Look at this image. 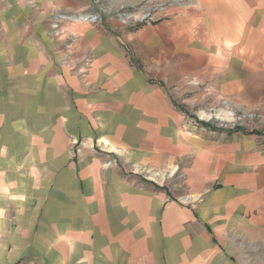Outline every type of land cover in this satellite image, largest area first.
Segmentation results:
<instances>
[{
	"label": "rangeland",
	"instance_id": "374dc122",
	"mask_svg": "<svg viewBox=\"0 0 264 264\" xmlns=\"http://www.w3.org/2000/svg\"><path fill=\"white\" fill-rule=\"evenodd\" d=\"M256 2L56 0L45 10L56 72L69 89L63 106L56 94L57 106L44 120L32 119L37 111L22 116L15 100L0 115V184L7 186L0 264H69L62 248L49 256L43 235L37 234L39 246L36 234L18 235L15 199L27 163L50 164L63 178L77 174L82 184L102 176L109 203L115 179L151 188L152 202L161 205L142 202L151 218L136 219V228L150 226L154 240V229L161 233L145 254L149 264H227L229 258L231 264H264V210L242 226L210 221L219 223L214 238L225 247L219 258L217 241L197 229V203L190 199L193 185L209 172L223 175L231 134L264 133V19L255 24L264 0ZM66 184L54 178L50 188L58 193ZM112 212L110 203L105 214L113 218ZM17 238L23 239L20 250Z\"/></svg>",
	"mask_w": 264,
	"mask_h": 264
},
{
	"label": "crops",
	"instance_id": "0c3cea01",
	"mask_svg": "<svg viewBox=\"0 0 264 264\" xmlns=\"http://www.w3.org/2000/svg\"><path fill=\"white\" fill-rule=\"evenodd\" d=\"M260 3L257 0L256 5ZM56 4V0H0V115H5L4 107L15 100L23 108L22 116L32 117L37 111L32 119L35 122L44 120L50 108L57 106L56 94L61 99L63 92L69 89L68 82L56 72L53 49L56 45L48 35L50 18L45 10L50 11ZM263 14V11L257 13L256 25L264 19ZM241 16L247 18L245 13ZM58 105H65L64 100L61 99ZM65 113L63 118L67 119ZM225 146V158L229 156V161L223 175L219 176L216 170L209 172L207 178L193 185L190 198L197 203V229L203 227L201 231L206 238L217 241L219 258H225V247L221 240L214 238L219 234L214 226L219 223L210 221L225 218L231 220L229 224L233 226H242L256 212L264 210V133L236 132L230 135ZM35 154L29 153L30 158L33 159ZM70 167L76 171V165ZM41 169L46 170L43 176L36 173ZM55 171L47 163H27L22 167V176L18 175V179L22 178V191L15 199L19 205L16 227L19 236L43 235L41 238L48 240L49 256H56L62 248L69 264H110L109 258L111 264H129L128 259H143L138 264H149L150 256L147 259L145 254L153 251V244L160 241L161 233L155 228L157 236L154 240L150 226L145 224L136 228V219L151 218V210L147 212L144 207L142 210V202L156 208L161 205L159 201L152 202L151 188L142 186L137 190L120 178L113 180L111 218L105 214L110 203L105 201L107 195L102 176L82 184L77 174L63 178ZM54 178L67 183L59 187L62 188L58 193H53L50 188ZM139 195L141 202L136 200ZM6 197L7 186L0 184V204L2 198L7 200ZM117 206L118 210L114 212ZM39 220L40 228L35 230ZM21 240L17 238L16 241L19 250L22 249ZM36 240V245L44 244L39 236ZM26 245L29 244L25 242L23 246ZM231 260L229 258L227 264H231Z\"/></svg>",
	"mask_w": 264,
	"mask_h": 264
},
{
	"label": "bare ground",
	"instance_id": "6f19581e",
	"mask_svg": "<svg viewBox=\"0 0 264 264\" xmlns=\"http://www.w3.org/2000/svg\"><path fill=\"white\" fill-rule=\"evenodd\" d=\"M86 18H87L86 16L82 17V19H85V20H86Z\"/></svg>",
	"mask_w": 264,
	"mask_h": 264
}]
</instances>
